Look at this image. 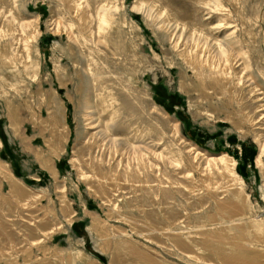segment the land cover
Instances as JSON below:
<instances>
[{"label": "rangeland", "instance_id": "1", "mask_svg": "<svg viewBox=\"0 0 264 264\" xmlns=\"http://www.w3.org/2000/svg\"><path fill=\"white\" fill-rule=\"evenodd\" d=\"M139 1L87 0L89 36L76 6L70 12L64 0H4L0 10L9 14H0V47L11 46L25 64L0 65V160L38 199L32 211L0 206V264H264V238L256 231L264 225V0H146L150 18L133 9ZM99 11L109 14L103 25ZM182 31L223 44L244 68L229 108L227 90L220 92L225 83L207 78L203 91L178 54L181 46L173 47ZM34 33L28 53L25 40ZM38 89L55 91L69 129L57 159L46 130L30 119L38 112L47 117ZM207 93L216 94L212 106ZM7 103L19 111L17 136ZM226 109L252 120L244 133ZM102 134L128 145L119 146L128 149L121 168H130L133 181L86 180L92 176L81 155L87 148L101 159L100 174L116 164ZM132 150L143 167L132 161ZM224 155L234 159L247 196L233 192L239 186ZM1 189L6 195L4 182ZM61 191L67 212L60 209ZM243 205L247 217L236 212ZM95 219L102 225L92 229Z\"/></svg>", "mask_w": 264, "mask_h": 264}, {"label": "bare ground", "instance_id": "2", "mask_svg": "<svg viewBox=\"0 0 264 264\" xmlns=\"http://www.w3.org/2000/svg\"><path fill=\"white\" fill-rule=\"evenodd\" d=\"M64 1H65L64 4L68 7L70 12H71L70 9L73 6H76V11L78 12V14L76 15V18L78 19L80 28L82 30V34H85V35L88 34L89 36H91L92 35L91 31L88 32L92 23H91L90 11H89L90 6L88 5L87 0H64ZM3 6H4V0H0L1 10H2ZM4 8H5V6H4ZM151 8H152L151 3H149L146 0H140L139 2L135 3L133 6V9L135 11H139V12L143 13L148 18H150ZM1 10H0V14L2 13ZM105 11L107 12V9ZM3 13H4V11H3ZM6 13H4V15ZM103 13H104V11H103ZM8 14H6V15H8ZM10 15L8 16L7 21L5 22V24L7 23L6 24V29H7L6 32L7 33H12V31H13V29H12L13 27L11 26V23H13V22L11 21V23H10L8 21V19L10 20V17H11ZM106 15H109V14H106ZM106 15L104 17L99 11V24L100 25H103L107 22V16ZM3 19H4V16H3ZM28 27H30V25L26 24L25 28H28ZM0 34H1V32H0ZM183 35H184V32L182 31V33L179 36L180 40L172 41L173 47L176 49V48L181 46L182 49L180 52H178V54L184 60L183 62L193 70L198 81L202 84L203 91L207 92L205 85H204L205 84L204 80L207 78L210 80L209 82H212V83L213 82L214 83L220 82L221 84L225 83L224 88H221L220 92L223 93L224 90H227V95L229 98V100H228L229 105L227 108H229L231 103H234V101H236V97L238 94L237 87L240 85L241 77H242L241 73L244 70V68H242L241 64L238 62L236 57H234L232 55V53L228 50V48L226 46H224L223 44L213 43L211 40L206 38L204 35L198 34L196 32L190 31L187 36L183 37ZM34 38L36 39L35 33L31 37H29L30 40H25V49L27 50L28 53H29L30 48L32 47V42L35 41ZM88 41L90 43L94 44L95 46L99 47L97 42H93V40H88ZM17 61L22 63V65L24 63L22 61L21 57H19L13 51L11 46L0 47V65L16 66ZM93 62L97 63L96 60H93ZM204 71H207L208 73L205 74ZM55 74L58 76L59 72L55 71ZM31 78H33V77H31ZM14 90H16V89H14ZM38 90H39L38 98L40 99L41 103L43 102L47 106V111H48L47 117L45 119H43V116L38 112V113H31L30 119L32 120L34 125H37V126L39 125L41 127L42 131L46 130L49 137L47 139L45 138L46 139L45 143L47 144V147H48V150L50 151V153L53 155L54 158L57 159L64 152V144H65L66 139L68 137V130L69 129L67 130L68 127L62 121L63 118H61L62 105L56 104V101L52 98L53 97L52 94L53 93L55 94V91L53 89H51L52 92H49V91L44 92L41 89H38ZM2 92H3V94H5L4 90ZM207 94H208L207 97L210 99V106H212L213 105V97L216 94H212V93H207ZM221 95H222V97H224L223 94H221ZM239 104H240V102H239ZM6 105H7L6 109L8 112V116H9V119L11 121V129L13 130V133L15 135L19 134V132H20V123H19V114H18L19 111H18V109H13V107H12V105H10V103H7ZM232 106L234 109L235 108L234 104ZM233 109H231V111L230 110L228 111L226 109V111H224V112L229 116V118H233L234 116H232V115H234V114L237 115V117H234V118L237 119L236 124L238 126H240V127H238V131L240 133H244V131H246V129H247V124H251L252 120L243 114V110L241 111V114H238ZM235 110H237V109H235ZM239 110H241L240 106H239ZM90 115H91V113H90ZM90 124L93 125L92 123H90ZM99 125H100V123H99ZM98 127L97 128L94 127V128H96L98 130ZM100 127L102 128V126H100ZM105 132H106V134L109 135V133H107V131H105ZM102 136H103L102 139H101V137H99L101 139L100 143L106 141L108 138H111V136L107 138L106 135H105L106 136V138H105L103 134H102ZM92 137H93V135H92ZM23 140H24V138H23ZM109 140H111V139H109ZM109 140H107L108 142H110L109 145L110 146L112 145V147L115 148V149H113L114 151H113L112 155L110 152V155H111L110 157L116 161V164L114 166H107V168H108V174L107 175L100 174L99 172L102 169L100 167L101 161L99 163V160H101V159L100 158L98 159V157H96V156L92 157L91 153H93V151H95V150L87 148L86 152H88V153L84 154L82 152L81 155H82L83 163L90 166L91 171H92V176L87 177L86 180L87 181L93 180L97 184H100V185L109 184L110 186L118 185L119 183L122 182L121 180L133 181V179H131L132 171L130 170V168L129 167L121 168L122 160H123L122 157H123L124 153L128 152V149H124V147L127 148L128 145H126L125 143L122 144V142L116 140L115 138H113L111 141H109ZM53 142H54V144H53ZM108 142H106V143L108 144ZM23 143H25V142H23ZM92 145H96V144L92 143ZM0 146H1V141H0ZM119 146H124V147H122V149H120ZM95 149L101 150L102 146L97 145ZM129 150H130V148H129ZM35 154H37V156H39V157L41 156L40 154H38V152L36 153V151H35ZM118 154L120 155L119 160L115 159V158H117L116 156ZM133 154L135 155V159H133L132 161L133 162L136 161V164L139 165V167L140 166L143 167L144 166V160L140 156H138L139 152L137 154V152L133 151ZM224 157L225 158L222 161L226 162L227 168L230 172V175L232 177L233 182L237 183L239 186L238 188H236L232 185L233 192L235 193V195L241 194L242 196H247L243 193V190L241 188L240 184H242L243 181L241 180V178H240V176H239V174L235 168L236 163H235L234 159H232L231 157H229L227 155H224ZM50 158L46 159L45 165H46L47 170L51 174V176L53 178H55L57 176V170L50 163V161H51ZM258 163H261L260 159L258 160ZM71 165L75 169H78L79 173L81 175H83V172L81 171L80 167L77 166V163H75V161L74 162L71 161ZM120 168H121V170H120ZM124 169H126V171H127V178H122V177H124V176H122V174L124 173ZM13 174L14 173H12L8 164H6L0 160V206H6L9 210L14 208L16 210L18 209V210L27 211V209H28L29 211H32L33 209L31 207V205L33 203H35V201L38 198L34 195V193H30L28 188L25 187V185H23V183L20 182ZM2 182H4L8 188V192L6 195L2 194V189H1ZM203 186L205 187L204 189L206 191H210V188L207 184H203ZM196 187H198V186L197 185L192 186L191 191H194V188H196ZM61 193H62V195L59 196L60 197L59 198L60 209L67 212L68 200H67V197L65 195H63L64 193L62 191H61ZM243 201L247 202V198L244 197ZM52 212L54 213V210H52ZM236 212L238 214H240V216H242V217L249 216L248 207L245 205L238 206L236 208ZM71 221H72V217H69L67 220L68 225L71 223ZM100 225H102V222L100 220L98 221L95 219L92 222V229H97V228H99ZM263 226L264 225H261V223H258V226L256 227V231H262V235H261L262 238H264V227ZM256 239H259V235L256 236ZM263 242L264 241H261L260 243H263ZM0 254H3L1 250H0Z\"/></svg>", "mask_w": 264, "mask_h": 264}]
</instances>
